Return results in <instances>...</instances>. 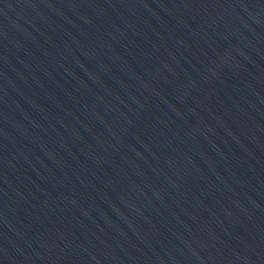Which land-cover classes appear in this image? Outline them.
<instances>
[{"label":"water","instance_id":"obj_1","mask_svg":"<svg viewBox=\"0 0 264 264\" xmlns=\"http://www.w3.org/2000/svg\"><path fill=\"white\" fill-rule=\"evenodd\" d=\"M0 264H264V0H0Z\"/></svg>","mask_w":264,"mask_h":264}]
</instances>
